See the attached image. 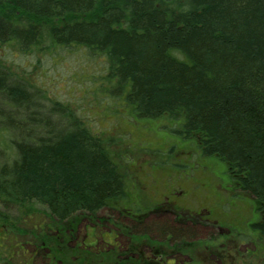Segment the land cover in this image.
I'll use <instances>...</instances> for the list:
<instances>
[{"label":"trees","instance_id":"trees-1","mask_svg":"<svg viewBox=\"0 0 264 264\" xmlns=\"http://www.w3.org/2000/svg\"><path fill=\"white\" fill-rule=\"evenodd\" d=\"M6 46L26 56L75 48L104 58L113 96L196 139L264 216V0H0ZM42 92L0 59V264L19 256L34 264L28 245L68 264L47 248L48 233L65 238L77 217L94 221L129 195L107 142ZM36 205L47 212L38 223L47 234L27 240L20 228L38 219ZM181 227L159 229L179 236ZM255 227L264 240V218Z\"/></svg>","mask_w":264,"mask_h":264},{"label":"rangeland","instance_id":"rangeland-1","mask_svg":"<svg viewBox=\"0 0 264 264\" xmlns=\"http://www.w3.org/2000/svg\"><path fill=\"white\" fill-rule=\"evenodd\" d=\"M5 48L0 47V59L42 89L46 104L67 105L100 135L127 176L128 199L121 207H115L118 210L104 209L94 221L83 215L77 217L66 228L71 234L67 233L65 238L56 237L63 232L51 230L48 235L53 242L47 248L54 249L61 257L66 255L68 264H158L160 259L153 256L155 244L171 231H158L154 224L172 225L179 216L184 230L177 234L182 241L196 242L194 245L199 246L188 252V256L178 255L176 264H264V240L255 227L264 216L254 209L253 197L235 189L227 175V166L201 154L197 140L179 135L173 121L164 117L143 119L124 103L122 96H113L110 83L104 79L107 75L104 58H89L85 50L75 48L46 54L36 50L28 56L18 55L10 46ZM178 183L189 192L206 197L204 206L215 203L217 214L204 229L188 222L210 220L211 216L198 215L201 213L194 210L191 214L175 212L170 205L175 201L171 187ZM165 194L170 197V203L165 204ZM34 210L38 219L28 220L29 228L21 227L20 231H27V240L31 235L35 240H43L47 232L42 231L44 224L38 223L48 219L47 212L39 205ZM231 210L238 212L240 220L232 217ZM129 213L140 222L132 223ZM1 226L4 220L0 216L3 231ZM175 244L178 246V242ZM25 248L30 257L36 253L34 264H51L46 252H34L29 245ZM129 249L139 256L127 262L124 256ZM17 259L18 262L14 260L11 264H23L20 256Z\"/></svg>","mask_w":264,"mask_h":264},{"label":"flooded vegetation","instance_id":"flooded-vegetation-1","mask_svg":"<svg viewBox=\"0 0 264 264\" xmlns=\"http://www.w3.org/2000/svg\"><path fill=\"white\" fill-rule=\"evenodd\" d=\"M229 177V176H228ZM171 181H168V184L170 186ZM166 188V187H165ZM168 185H167V189L168 190ZM172 190V195L175 198L174 203H171L170 205H173L172 208L175 212H179V213H188L191 214L193 212V210L195 212H199L201 214L198 215H202V216H211L210 220H192L189 221V225H193L194 227L198 228V229H204L208 223H210L211 221H213V217L215 216V214H217V210L214 209V202H212V206L208 205V206H204L203 204L205 203L204 199H206V197H204L203 195H195L191 192H189L188 190H186L184 187H182L180 185V183H178L177 185H174L171 187ZM165 198L167 199V201L165 202V204L170 203V197L167 196V194L164 195ZM210 204V203H209ZM197 207V208H196ZM254 209H256V206L254 205ZM206 213H203V212ZM129 220H131L132 223H139V219L136 218V216L134 214H130ZM231 215H233L232 217H237L238 218V212L233 213L231 210ZM135 218H133V217ZM199 218V217H198ZM238 220H240V217L238 218ZM216 223H220V220H217ZM172 224H178L180 226L184 225L183 222L180 221V217L178 216L176 221H173ZM188 225V224H187ZM174 236V237H173ZM167 235L166 237H164L163 239L157 240V244H155L154 247V257L159 258L160 260L158 261V264H176L177 261V256L178 255H184V256H188V252L192 251L193 248H196L199 246V244L194 245L196 242H187L186 240L181 239L180 236H178L179 240L176 239L177 237L175 235ZM183 237V236H182ZM175 238V239H173ZM184 238V237H183ZM178 240V241H176ZM174 241V242H172ZM176 242H178V246L175 244ZM177 246V247H176ZM203 246V243H201V247ZM205 247V245H204ZM168 251H170V253L168 254ZM129 252V256L126 255L124 258L125 260H132L134 257L139 256L138 253L132 251V250H128L125 251V253ZM165 258V259H164ZM192 260V258H191ZM126 262V263H127ZM194 264V263H192Z\"/></svg>","mask_w":264,"mask_h":264},{"label":"bare ground","instance_id":"bare-ground-1","mask_svg":"<svg viewBox=\"0 0 264 264\" xmlns=\"http://www.w3.org/2000/svg\"><path fill=\"white\" fill-rule=\"evenodd\" d=\"M164 223V222H163ZM165 224H154V228L157 229L159 231V228H162Z\"/></svg>","mask_w":264,"mask_h":264}]
</instances>
